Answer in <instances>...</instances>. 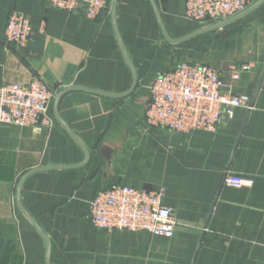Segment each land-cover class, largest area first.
Masks as SVG:
<instances>
[{
	"label": "crops",
	"instance_id": "1",
	"mask_svg": "<svg viewBox=\"0 0 264 264\" xmlns=\"http://www.w3.org/2000/svg\"><path fill=\"white\" fill-rule=\"evenodd\" d=\"M112 1L89 20L48 0H0V84L40 78L54 91L47 125L0 123V264H264V78L233 153L248 107L215 133L143 123L156 75L179 62L210 65L223 91L251 96L264 66V0L199 33L215 22L187 19L185 0H117L114 17ZM12 11L34 27L24 48L3 38ZM157 14L170 39H184L166 40ZM112 184L160 190L174 234L94 226L89 203Z\"/></svg>",
	"mask_w": 264,
	"mask_h": 264
},
{
	"label": "built area",
	"instance_id": "2",
	"mask_svg": "<svg viewBox=\"0 0 264 264\" xmlns=\"http://www.w3.org/2000/svg\"><path fill=\"white\" fill-rule=\"evenodd\" d=\"M253 0H185L184 15L197 23L226 20L245 10ZM110 0H48L49 7L81 12L95 20L108 9ZM44 22L39 25L43 29ZM34 27L28 17L10 12L5 29L7 44L24 48ZM250 63L231 67V77L238 79ZM220 72L207 64L179 62L156 75L149 88L144 115L145 128H165L190 133L202 130L215 133L221 123L233 116L237 107H247L249 97L222 90ZM54 91L40 78L28 83L0 84V123L32 126L39 129L50 119L47 111ZM225 182L241 185L245 180L226 177ZM160 190H145L123 184H112L98 190L89 203L91 223L107 231L122 229L145 231L171 237L177 222L171 207L162 204Z\"/></svg>",
	"mask_w": 264,
	"mask_h": 264
},
{
	"label": "water",
	"instance_id": "3",
	"mask_svg": "<svg viewBox=\"0 0 264 264\" xmlns=\"http://www.w3.org/2000/svg\"><path fill=\"white\" fill-rule=\"evenodd\" d=\"M261 2H262V0H258L257 2H255L254 4H251L245 10H243L240 13H238L237 15L232 16V17H230V18H228L226 20H222V21H219V22H215V23L209 25L208 27H205V28L199 30L197 33L203 32V31H209V30H215V29L224 28V27H226V26H228V25L236 22L237 20L241 19L243 16H245L249 12H251ZM116 4H117V0H113L112 1V16L113 17H114V14H115ZM157 18H158V22H159V24L161 26L162 33H163V35H164V37H165L166 40H168L169 42H180L181 40L184 39V38H182V39H176V40L170 39L169 36L167 35L164 27H163V24H162V22H161V20H160V18L158 16V14H157ZM263 78H264V66H263V69H262V71L260 73V76L258 78V81H257V84L255 86V89H254L253 93L251 94V96L248 99V103H247L248 110L246 111L245 117H244L243 122L241 124L240 131L238 133L237 139H236V141L234 143V146H233V149H232V153L234 152V150L236 148V145H237V142H238L240 133L242 131V128L244 127V123H245L246 117H247V115L249 113V109L253 106L254 101L256 99V96H257V94H258V92L260 90V87H261ZM134 86H135V82L133 83L130 91L134 88ZM65 128L71 134V136L76 140L75 136L70 132V130L67 127H65ZM231 156H232V154H231ZM51 168H53V167H51ZM225 178H226V176H224V179ZM224 179L222 180V183H223V181H225ZM21 185H22V181L19 183L18 188H17V200L18 201H19V193H20ZM144 189L145 190H150L151 188H149L148 186H145ZM31 222L36 226L37 230L40 232V229L37 227V225L35 224V222H33L32 220H31Z\"/></svg>",
	"mask_w": 264,
	"mask_h": 264
}]
</instances>
